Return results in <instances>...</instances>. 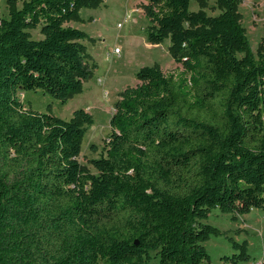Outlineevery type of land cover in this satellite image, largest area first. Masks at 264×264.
I'll return each instance as SVG.
<instances>
[{"label":"trees","instance_id":"obj_1","mask_svg":"<svg viewBox=\"0 0 264 264\" xmlns=\"http://www.w3.org/2000/svg\"><path fill=\"white\" fill-rule=\"evenodd\" d=\"M196 1V11L191 0L145 4L149 42L169 38L184 70L138 71L93 173L79 161L92 114L35 111L19 92L43 88L67 103L83 91L89 36L67 23L103 0H10L0 20V264H212L211 210H264V37L255 54L242 0H215L217 15Z\"/></svg>","mask_w":264,"mask_h":264},{"label":"rangeland","instance_id":"obj_2","mask_svg":"<svg viewBox=\"0 0 264 264\" xmlns=\"http://www.w3.org/2000/svg\"><path fill=\"white\" fill-rule=\"evenodd\" d=\"M21 7L25 0H14ZM148 0H103L97 7H83L79 19L67 23L84 30L88 38L86 62L91 76L84 81L83 91L74 94L67 103L51 92L38 88L20 90L19 96L27 108L50 112L69 120L80 108L92 114L94 123L83 138L79 161L93 173V160L106 155V142L111 134V118L121 93L140 83L137 73L145 66L158 65L166 74H181L184 67L177 63L170 51V39L159 44L149 42L147 28L151 25L146 15ZM10 0H0V20L9 17ZM210 15L221 12L215 0L206 1ZM191 10H199L198 1L191 0ZM240 21L255 54L264 37V0H242L238 6ZM32 37L43 38L40 28L30 30ZM119 47L121 51L115 53ZM204 223L217 228L203 242L212 264H227L225 257L245 252L243 264H264V210L254 208L237 214L215 207ZM100 264H106L101 262Z\"/></svg>","mask_w":264,"mask_h":264},{"label":"built area","instance_id":"obj_3","mask_svg":"<svg viewBox=\"0 0 264 264\" xmlns=\"http://www.w3.org/2000/svg\"><path fill=\"white\" fill-rule=\"evenodd\" d=\"M120 51H121V49L119 47H117V48L114 49V52L115 53H119Z\"/></svg>","mask_w":264,"mask_h":264}]
</instances>
